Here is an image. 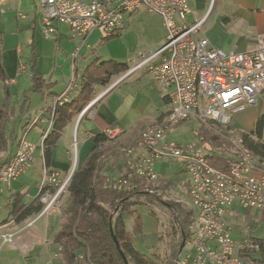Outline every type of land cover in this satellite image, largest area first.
<instances>
[{
  "label": "built area",
  "instance_id": "2783aa9c",
  "mask_svg": "<svg viewBox=\"0 0 264 264\" xmlns=\"http://www.w3.org/2000/svg\"><path fill=\"white\" fill-rule=\"evenodd\" d=\"M38 2L46 36L56 33L59 23L66 24L70 28V36L79 42L77 51L95 30L101 31L103 39L118 36L127 17L142 9L163 18L167 31L165 44L149 57L142 55L131 73L147 68L157 81L169 88L171 110L160 123L147 127L131 144L119 149L124 172L116 178V185L124 192L135 191L143 185V191L152 193L150 184L163 179V174L156 167L164 160L178 162L190 176L189 195L196 215L191 226L192 238L175 264H255L241 254L244 251L259 252L262 245L247 237L235 240L234 225L229 217L235 206L250 212H264V158L253 155L241 136L229 138L218 130L216 136L224 146L213 148L215 151L203 148L204 135H200L197 142L183 145L170 140L168 133L191 119L208 128L226 126L230 129L236 115L255 107L264 90V37L258 38L255 50L245 53L212 47L206 38L196 37L205 19L193 25L186 22L191 12L187 0ZM161 56L164 57L159 63H153ZM76 57L74 52L73 58ZM74 83L73 75L72 83L54 101L53 107L68 101ZM121 134L118 127L105 132L109 141H117ZM46 135L41 139L42 144ZM77 144L75 136L76 159ZM36 148V145L22 139L14 159L0 170V184L16 181L26 173L35 160ZM214 153L225 154L228 172L210 164L208 156ZM75 170L64 181L59 173L45 171L40 193L46 186L54 189L55 193L47 192L42 196L41 202L45 204L43 213L67 191ZM16 236L0 232V250L14 243ZM74 264L95 263L88 253H80Z\"/></svg>",
  "mask_w": 264,
  "mask_h": 264
},
{
  "label": "crops",
  "instance_id": "0c3cea01",
  "mask_svg": "<svg viewBox=\"0 0 264 264\" xmlns=\"http://www.w3.org/2000/svg\"><path fill=\"white\" fill-rule=\"evenodd\" d=\"M187 2L191 9L188 15H191L192 23H188L187 18L186 22L193 25L198 20L205 19L196 37L206 38L212 47L226 52L245 53L255 50L258 38L264 37V0H187ZM137 13L127 17L123 31L116 37L119 44L123 40L130 41V38H136V46L131 48L129 42L127 53L122 58L113 60L128 65V71L114 76L105 87H95V100L84 109L85 111L88 108L85 113L83 111L65 128L62 138L53 150L51 167L47 169L41 139L52 129V113L49 112V108H53L54 101L68 89L73 75L75 83L68 100L78 96L77 90L82 87L84 71L96 60L106 61L94 52L89 53V40L95 38L96 41L101 40V45L105 43L101 31L95 30L88 36L85 45L77 51L79 42L61 25H58L56 33L46 36L41 25L42 13L38 0H0L1 66L9 80L13 95L10 103L14 113L7 129L15 130L19 138L27 131L23 137L27 141L28 135L33 130H38L36 141H29L37 147L32 166L16 181L1 183L0 196L4 197L7 192L10 194L21 192L26 195L27 203L34 202L40 195L45 171L59 173L61 180L71 174L75 136L79 139L78 156L83 162L93 152L96 136L105 134L113 127L120 128L122 134L117 141L108 140L104 147H115L114 154L120 158V168L124 172L119 149L131 144L147 127L160 123L170 112V89L157 81L147 68L131 73L141 60V56L149 57L159 51L167 37L160 15L150 12L158 16V26L153 27L143 20L139 21ZM145 25L148 26V30L156 32L155 35L152 34L154 38L151 36L147 38L141 34L142 30H147ZM33 48L39 55L37 70L43 74L46 81H51L55 85L50 92L30 93L28 95L30 101L25 104V92L33 85L29 64L33 57ZM74 52L77 54L76 59L73 58ZM163 57H158L153 63H159ZM79 60L81 61L78 63ZM79 69H84L81 71L82 74ZM99 87H102L101 91ZM32 94L41 95V102L34 111L31 110ZM2 100L0 111L5 101L4 83L0 80V101ZM241 114V121L246 123L244 125L250 131L256 120L264 115V90L257 105ZM214 147L215 145H212L209 148ZM114 154H109L104 162L109 177H113L111 163L114 161ZM4 157L5 155L0 153V161ZM162 165L163 163L158 167ZM67 195L61 197L45 213L42 212L21 224L9 219L7 207L9 196L6 198L8 217L0 221V232L14 233L17 236L14 243L0 250V264H68L63 256L62 246L55 242L56 234L62 229L63 207ZM8 219L7 223L2 224ZM29 223H33L31 227L28 226ZM80 253H84V250H80L78 254Z\"/></svg>",
  "mask_w": 264,
  "mask_h": 264
},
{
  "label": "trees",
  "instance_id": "16d2710c",
  "mask_svg": "<svg viewBox=\"0 0 264 264\" xmlns=\"http://www.w3.org/2000/svg\"><path fill=\"white\" fill-rule=\"evenodd\" d=\"M110 40L112 38L103 41L106 43ZM32 51L33 57L29 64L33 85L25 92V104L30 101L28 98L30 93L50 92L55 85L51 81H46L43 74L37 70L39 55L34 48ZM1 53L0 33V80L4 83L5 93V101L0 111V153L5 157L0 161V170L14 159L22 138L26 136L27 132L19 138L15 130L7 129V125L14 116L10 103L13 95L8 84L9 80L5 77L1 66ZM126 71H128L126 64L113 60L103 62L96 60L84 71L82 87L77 90L78 96L73 100L58 103L55 107L49 108V112L52 113L53 125L51 131L47 135H43H46V138L42 144L47 169L51 167L53 150L62 138L65 128L95 100V87L109 85L114 76ZM204 128L207 129L205 126ZM200 135L201 133H198L199 137ZM204 135L205 139L202 146L205 150H210L209 147L212 145H215L214 148L224 146L220 138L208 130L205 131ZM238 136L244 139L246 146L253 155L264 158V115L256 120L250 131L239 132ZM107 141L105 134L96 136L93 152L80 163L67 186V201L63 207L64 221L61 231L55 236V242L62 246V253L66 262L74 264L79 251L84 250V253H88L95 264H126L111 236L110 223L112 222L114 233L129 264H175L184 237L187 243L192 238L191 226L196 212L181 202L171 201L170 205L164 203L162 195H158V193L165 194L171 188H176L171 179H160L151 183L152 193L143 191V185L135 191L124 192L119 190L116 185V178L123 173V170L120 168V158L114 154L115 147H104ZM212 150L215 151L213 148ZM14 151L16 152L14 153ZM111 153L115 156L111 163L113 177L106 174L107 165L104 163ZM208 157L213 167L223 172L229 171L228 159L224 153H214ZM119 168L120 170L117 172ZM47 192L54 194L55 190L49 186L44 187L39 197L32 203L26 202L25 194L12 192L7 198L9 219L14 220L16 224H21L38 216L45 209L41 198ZM161 204H164L170 212L173 227L170 230L169 228L165 230V235L171 239V245L170 253L166 254L167 256L165 255L164 258L159 254L145 255L135 246L133 236L142 234L143 231L139 215L135 218L133 232L127 230L125 222L126 216L134 215L135 207L139 205L153 207ZM117 208L118 212L116 213ZM152 214L155 213L152 212ZM9 219L2 224L7 223ZM250 239L260 243L262 249L259 252L244 251L241 256L253 260L255 264H261L264 262V241L252 237ZM160 240L164 241V237L162 236Z\"/></svg>",
  "mask_w": 264,
  "mask_h": 264
},
{
  "label": "rangeland",
  "instance_id": "374dc122",
  "mask_svg": "<svg viewBox=\"0 0 264 264\" xmlns=\"http://www.w3.org/2000/svg\"><path fill=\"white\" fill-rule=\"evenodd\" d=\"M136 17L139 21L143 20L145 21L144 23L152 25L153 27L158 26V16L155 14H151L147 10L142 9L138 11ZM187 21L190 24L192 23L191 15L187 16ZM59 25H61L66 30V32H70V28L68 25L63 23H59ZM147 27L145 25V28L147 30H144L145 32L142 30L141 34H143L147 38H149V36L154 38L152 34L155 35L156 32H154L153 30H148ZM116 40L117 39L114 37L109 42L101 45V40L96 41L95 38H92L88 42V46H90L89 53L94 52V54L98 57L100 56L106 61H111L115 60L116 58H122V56L127 53V47L129 42L131 48L137 45L136 38H130V41L123 40L120 44L116 42ZM55 43L56 42L54 41V44ZM80 61L81 60H79L78 63ZM79 70V72L81 73V71L84 69ZM80 73H78V76H80ZM98 89L99 91H101L102 87H99ZM56 91L61 92L60 90ZM32 99L33 101L31 110L34 111L38 103L41 102V95L32 94ZM2 102L3 100L0 101V104H2ZM241 115L242 114H238L234 117L233 124L230 129L226 126L217 127L216 129L208 128L205 126L207 128L205 129L202 124L198 123L195 119H191L190 121H187L183 125L177 126L172 131H170L168 133V138L170 140L176 141L178 144L185 145L194 141H199L198 133L204 135L206 130H208L213 135H216L218 130L219 133H222L223 135L229 138H234L238 136L239 132L249 130L247 127H245L246 123H243L241 121ZM37 131V129L33 130L28 135L27 138L29 141H36V138L38 137ZM77 141V145L79 148L78 138ZM81 162L82 161L78 155L76 159L75 146H73L72 170L74 168L77 169ZM156 168L159 172L163 174V179H171L172 182L176 185V188H171L165 194H162L161 192L158 193V195H162L164 203H168L170 205L171 201L181 202L186 206H190L196 212V208L192 206L190 200V176L188 175V173L184 172L178 162L175 161L173 163H170L169 161L164 160L162 167ZM67 178L68 176L65 177L64 180H66ZM9 194L10 193L7 192L4 197L0 196V221H3L8 217V209L5 207V204L6 198L9 196ZM66 195L67 191L65 190V193H63L62 197ZM135 210L136 212L134 213V215H128L125 218L127 230L129 232H133L135 218L138 215L141 217L143 231L142 234L133 236L135 246L145 255L154 256L156 254H159L161 255V257L164 258L166 254L168 255L170 253L171 239L170 237L168 238L167 235H165V230L167 228H169V230L173 228L171 222L172 217L170 212L166 209L164 204H161L160 206L154 205L153 207H150L148 205H139L135 207ZM152 212H154L155 214H152ZM229 221L232 222V224L234 225L233 238L235 240L240 241L246 237H252L254 239L264 241V212H260L258 210H253L250 212L246 209L235 208L234 213L229 217ZM162 236L164 237V241L160 240Z\"/></svg>",
  "mask_w": 264,
  "mask_h": 264
},
{
  "label": "water",
  "instance_id": "95a60500",
  "mask_svg": "<svg viewBox=\"0 0 264 264\" xmlns=\"http://www.w3.org/2000/svg\"><path fill=\"white\" fill-rule=\"evenodd\" d=\"M117 212H118V208H117V210H116V213H117ZM110 232H111V236H112V238H113V240H114V242H115V245H116V247H117V249H118V251H119V253H120L122 259L125 261L126 264H129L128 259H127L126 255L124 254V252H123V250H122V248H121V246H120V243H119V241H118V239H117V237H116V235H115V233H114L113 226H112V222L110 223ZM186 243H187V240H186V238L184 237L183 243H182V245H181V247H180L179 255L182 253L183 249L185 248Z\"/></svg>",
  "mask_w": 264,
  "mask_h": 264
}]
</instances>
